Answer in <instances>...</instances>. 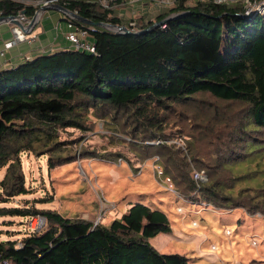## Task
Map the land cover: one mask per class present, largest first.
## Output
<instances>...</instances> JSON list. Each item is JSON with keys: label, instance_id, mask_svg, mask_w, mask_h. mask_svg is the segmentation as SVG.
Masks as SVG:
<instances>
[{"label": "trees", "instance_id": "trees-1", "mask_svg": "<svg viewBox=\"0 0 264 264\" xmlns=\"http://www.w3.org/2000/svg\"><path fill=\"white\" fill-rule=\"evenodd\" d=\"M60 6L133 34L73 20L89 32L96 54L68 47L0 70V219L47 220L40 233L0 240V257L10 264H190L188 257L161 254L150 244L172 227L166 212L143 202L109 226L37 207L52 198L8 206L30 195L23 155L46 152L50 169L75 162V156H63L74 141L60 136L68 129L85 132L90 115L128 137L126 148L136 162L123 152L117 158L137 165L158 156L164 176L185 199L264 214V186L234 194L237 185L264 181V20L239 17L238 5L201 0H176L156 18L129 20L86 0ZM23 12L28 18L35 14L34 8L0 0V17ZM234 104L237 112L224 117ZM158 140H183L186 148L154 144ZM194 170L205 171L208 183L199 187Z\"/></svg>", "mask_w": 264, "mask_h": 264}, {"label": "rangeland", "instance_id": "rangeland-1", "mask_svg": "<svg viewBox=\"0 0 264 264\" xmlns=\"http://www.w3.org/2000/svg\"><path fill=\"white\" fill-rule=\"evenodd\" d=\"M238 108L236 104L229 105L224 117ZM87 125L85 132L68 129L60 136L61 141H74L64 147L69 151L63 156H75V162H61L50 169L52 158L46 152L23 155L30 195L18 197L8 206L23 205L25 200L49 202L52 198L51 202L37 207L57 211L71 219L92 221L102 216V224L109 226L115 218L129 212L126 207L143 202L160 208L170 219L172 232L150 239V244L161 254L188 257L190 264H264L263 213L234 209L230 205L215 207L205 202H183L178 199L182 194L172 182L175 193L170 191L160 158L154 165L152 159L135 165L132 162L137 157L126 148L127 136L116 134L112 126L93 115L89 116ZM120 152L132 162L117 158ZM58 156L62 153L54 158ZM242 169L245 171L248 167ZM161 171L163 175H159ZM4 174L5 169L0 172V180ZM247 186L261 187L264 181L258 179L237 185L235 198ZM37 219H0V240H21L33 232ZM194 222L198 227L193 226Z\"/></svg>", "mask_w": 264, "mask_h": 264}, {"label": "built area", "instance_id": "built-area-1", "mask_svg": "<svg viewBox=\"0 0 264 264\" xmlns=\"http://www.w3.org/2000/svg\"><path fill=\"white\" fill-rule=\"evenodd\" d=\"M13 2H18L22 4L23 6L27 8H34L35 14L32 18H28L26 14H20L18 15L19 21L24 24L25 26L30 25L34 19H37L39 22L41 20V15H39V11L41 8H49L55 5H60V3L68 1V0H10ZM88 2L92 3H98L100 4L104 9L106 10H112L115 17H119V13L117 11L120 10L121 6H136L140 3L144 2H155L156 4L160 6H165L167 8H171L176 0H86ZM203 2H211L216 5H238L241 6L243 9V15L251 18L260 17L264 20V0H201ZM134 17V14H131V17L129 19H132ZM67 21H68V28L69 31L66 34V40L70 44V47L77 50V51H83L88 52L91 54H96V45L89 40V32L86 29H81L75 27L73 20H76L70 15H66ZM126 19V20H129ZM131 26H135V22L130 23ZM165 28V26H164ZM28 37L25 32H23L19 27L15 26L13 29V37L11 40L7 41L4 45V51L0 53V57L5 56V52L7 50H10L14 48L15 46L28 42ZM30 58H27L29 60ZM2 69V65H0V70ZM183 143V144H182ZM156 145L160 144H175L178 145L180 148L185 150V144L183 140H173V141H161L158 140L154 142ZM121 161V160H120ZM159 161V157L154 158L153 165ZM160 167V166H159ZM141 173V172H140ZM159 175H163V172L161 171ZM192 177L194 181L198 184V186H202L208 183L209 178L205 171H198L194 170ZM167 183L169 184L170 191H173V185L170 178H166ZM175 193V191H173ZM172 192V193H173ZM179 200L183 202H188V200L184 199L182 196L178 198ZM202 207H210L208 204H202ZM182 211V209H180ZM180 212V211H179ZM38 218L33 225L34 230L33 232L40 233L42 232L46 226H47V220L43 216H38ZM34 218V219H36ZM104 217L99 216V218H95L92 220L94 223V226L99 225ZM36 225V226H35ZM194 227H198V223H193ZM215 249V248H214ZM0 264H10L8 261L3 260L0 257Z\"/></svg>", "mask_w": 264, "mask_h": 264}, {"label": "crops", "instance_id": "crops-1", "mask_svg": "<svg viewBox=\"0 0 264 264\" xmlns=\"http://www.w3.org/2000/svg\"><path fill=\"white\" fill-rule=\"evenodd\" d=\"M169 8L149 1L136 6H121L117 11L121 19L134 16H145L149 19L156 18L167 12ZM15 25L3 23L0 25V53L4 51L5 43L12 39ZM69 31L66 15L57 10H48L42 14L41 20L33 32L26 34L28 42L21 43L7 50L4 57H0L1 70L11 69L41 55H49L67 49L70 44L66 40ZM132 207H126L131 210Z\"/></svg>", "mask_w": 264, "mask_h": 264}, {"label": "water", "instance_id": "water-1", "mask_svg": "<svg viewBox=\"0 0 264 264\" xmlns=\"http://www.w3.org/2000/svg\"><path fill=\"white\" fill-rule=\"evenodd\" d=\"M48 10H57V11L65 14V15H70L73 18H75L79 23L86 25V26H89V27H92V28H101L104 30H109V31L115 32L117 34H133V32H131L126 26L113 25L110 23H94L92 21L81 18L76 13H73V12L69 11L68 9H66L65 7L60 6V5H55V6H52L49 8H41L39 11V15L42 16V14ZM22 14L25 15L26 13L23 12ZM239 17L245 19L246 21H250L252 19L251 17H247L245 15H240ZM166 21L167 20L157 22L148 30L137 32L136 34L140 35V34H143V33L150 31L151 29H155L157 27H160L161 25H164ZM3 23L13 24V25L19 27L23 32L28 34V33H31L34 31V29L38 25L39 21L37 19H34L30 25L25 26L24 24H22L19 21L18 17H0V25Z\"/></svg>", "mask_w": 264, "mask_h": 264}, {"label": "bare ground", "instance_id": "bare-ground-1", "mask_svg": "<svg viewBox=\"0 0 264 264\" xmlns=\"http://www.w3.org/2000/svg\"><path fill=\"white\" fill-rule=\"evenodd\" d=\"M118 163V162H117Z\"/></svg>", "mask_w": 264, "mask_h": 264}]
</instances>
